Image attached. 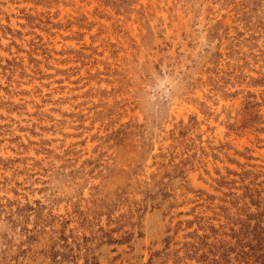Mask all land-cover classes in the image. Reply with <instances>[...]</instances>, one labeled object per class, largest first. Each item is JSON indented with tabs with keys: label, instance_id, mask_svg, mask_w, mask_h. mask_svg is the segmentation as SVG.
<instances>
[{
	"label": "rangeland",
	"instance_id": "1",
	"mask_svg": "<svg viewBox=\"0 0 264 264\" xmlns=\"http://www.w3.org/2000/svg\"><path fill=\"white\" fill-rule=\"evenodd\" d=\"M0 264H264V0H0Z\"/></svg>",
	"mask_w": 264,
	"mask_h": 264
},
{
	"label": "clouds",
	"instance_id": "2",
	"mask_svg": "<svg viewBox=\"0 0 264 264\" xmlns=\"http://www.w3.org/2000/svg\"><path fill=\"white\" fill-rule=\"evenodd\" d=\"M163 83V82H162ZM154 92L156 91H163L165 98L171 95L170 89L163 88L162 85H158L156 89L153 90Z\"/></svg>",
	"mask_w": 264,
	"mask_h": 264
}]
</instances>
